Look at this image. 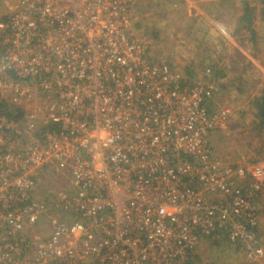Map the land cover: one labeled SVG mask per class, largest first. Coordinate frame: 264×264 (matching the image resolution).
Listing matches in <instances>:
<instances>
[{
	"label": "built area",
	"instance_id": "built-area-1",
	"mask_svg": "<svg viewBox=\"0 0 264 264\" xmlns=\"http://www.w3.org/2000/svg\"><path fill=\"white\" fill-rule=\"evenodd\" d=\"M134 5L3 0L0 99L22 114H0V264H185L208 241L264 258V167L215 154L220 85L152 60Z\"/></svg>",
	"mask_w": 264,
	"mask_h": 264
},
{
	"label": "rangeland",
	"instance_id": "rangeland-1",
	"mask_svg": "<svg viewBox=\"0 0 264 264\" xmlns=\"http://www.w3.org/2000/svg\"><path fill=\"white\" fill-rule=\"evenodd\" d=\"M227 2L229 4L215 11L205 0H135L133 27L136 33L149 41L152 60L165 58L172 69L188 82L220 85L221 91L211 99L208 109L215 112L226 107L231 110V116L225 130L210 136L215 154L232 165L259 164L264 167V127L258 125L253 105L264 88V76L255 73L257 67L242 61L237 54L238 46H241L245 53L256 54L255 59L264 65V37L258 38L256 25L252 35L253 23L247 24L252 19L254 22L251 11L254 7L258 23H262L264 3L260 0L259 3L252 2L251 7L247 4L248 19L251 20L246 21L245 14H241L246 3L242 0ZM225 8L230 12H225ZM198 9L200 15L194 17ZM4 14L3 0H0V20ZM202 14L212 18L213 23L208 25ZM220 23H230L227 26L230 33L235 34L232 36L234 43L221 37ZM224 41L227 42L226 47ZM10 101L14 102L13 97ZM46 180L56 187L64 184V179L54 176ZM257 197L263 220L259 237L264 244V187ZM28 231L31 237L47 238L43 224ZM202 244L189 259L192 264H261L258 260H248L245 254L227 242Z\"/></svg>",
	"mask_w": 264,
	"mask_h": 264
},
{
	"label": "crops",
	"instance_id": "crops-1",
	"mask_svg": "<svg viewBox=\"0 0 264 264\" xmlns=\"http://www.w3.org/2000/svg\"><path fill=\"white\" fill-rule=\"evenodd\" d=\"M244 3H246V6L243 8V12H242V9H241V14H245V18H246V21H250L251 19H248L250 14H249V11L247 9V4L250 5L251 7V4L252 2H256V3H259L260 0H242ZM205 2H207L211 7H213L216 11V8H220L222 6H225L226 4H229L227 2V0H215V1H212V2H208L205 0ZM262 2L264 3V0H262ZM220 4V5H218ZM194 7V5H192ZM249 7V6H248ZM195 8V7H194ZM223 8V7H222ZM264 8V7H263ZM255 10L256 8L254 7V10L251 9L252 13H253V17H254V22H253V19L252 21L249 23H247L248 25H251L252 23V26H253V30H252V35H254L255 33V25L258 27L256 29V33H258V38L260 39L261 37H264V20H262L261 22L262 23H258V15L255 14ZM225 12H230V9L228 8H225L224 9ZM237 11H238V8H237ZM195 12V11H194ZM212 12V10H211ZM264 12V11H263ZM260 14V13H259ZM200 15V11L198 9V12L197 14L193 15L194 17H197ZM203 15V18L208 22V25H211L213 23V19L212 18H209L208 15H205V14H202ZM263 18H264V15H263ZM214 22H217L215 19H214ZM230 25L229 24H224V23H220V27H219V30L221 31V37H223L224 40H227L229 41L230 43H234V39L233 37L235 36V34H231L229 29H228V26ZM249 27V26H248ZM250 28V27H249ZM261 31V32H260ZM254 32V33H253ZM233 36V37H232ZM237 43V42H236ZM224 45L225 47L227 46V42L224 41ZM231 48H233L232 46H230ZM230 47L228 48V50H230ZM243 47L241 46H238V56L240 57V59L243 61H248L250 62L253 66L255 65L257 67V69L254 71L255 73L259 74L261 73L263 76H264V65H261L258 60L255 59V55L251 52H249L250 54H247L245 53V51L242 49ZM234 49V48H233ZM241 53V54H240ZM260 213H261V210H259V230H258V233L262 235V229H261V226H262V223H263V220L262 218L260 217ZM223 242V241H222ZM225 242V241H224ZM204 243H207V242H204ZM234 247H238V246H235V245H232ZM238 249V248H237ZM263 250H264V244H263ZM239 251V249H238ZM261 264L264 263V258L263 259H260L258 260Z\"/></svg>",
	"mask_w": 264,
	"mask_h": 264
},
{
	"label": "trees",
	"instance_id": "trees-1",
	"mask_svg": "<svg viewBox=\"0 0 264 264\" xmlns=\"http://www.w3.org/2000/svg\"><path fill=\"white\" fill-rule=\"evenodd\" d=\"M209 104L210 101L206 104L207 108H209ZM253 105L256 109L255 118L258 121V125H262L264 127V88L261 90L260 95L255 98ZM20 113L22 114V110L19 107L0 99V114L16 119L21 116L19 115ZM188 264L192 263L189 262Z\"/></svg>",
	"mask_w": 264,
	"mask_h": 264
}]
</instances>
